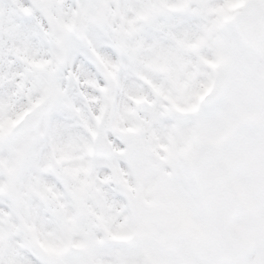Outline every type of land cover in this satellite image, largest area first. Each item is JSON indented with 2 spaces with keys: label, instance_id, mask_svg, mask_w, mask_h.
<instances>
[{
  "label": "snow or ice",
  "instance_id": "6c2138e0",
  "mask_svg": "<svg viewBox=\"0 0 264 264\" xmlns=\"http://www.w3.org/2000/svg\"><path fill=\"white\" fill-rule=\"evenodd\" d=\"M0 264H264V0H0Z\"/></svg>",
  "mask_w": 264,
  "mask_h": 264
}]
</instances>
